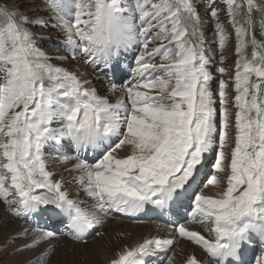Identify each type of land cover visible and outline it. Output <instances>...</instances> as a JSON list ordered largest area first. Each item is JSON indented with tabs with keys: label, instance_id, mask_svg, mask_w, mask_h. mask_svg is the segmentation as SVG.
Listing matches in <instances>:
<instances>
[{
	"label": "snow or ice",
	"instance_id": "snow-or-ice-1",
	"mask_svg": "<svg viewBox=\"0 0 264 264\" xmlns=\"http://www.w3.org/2000/svg\"><path fill=\"white\" fill-rule=\"evenodd\" d=\"M224 2L236 39L234 123L229 81L213 74L232 35L219 9L206 52L195 0H47L55 24L0 4V202L34 225L8 238L4 247L31 236L12 254L58 236L84 242L111 212H154L179 217L175 235L124 246L109 264H147L178 238L215 264H248L255 245L264 264V0ZM29 25L61 30L65 54L45 52ZM70 60L99 69L108 93L123 95L113 101L54 63ZM49 161L71 163L68 177L54 178ZM182 213L208 235L181 223ZM52 251L36 259L46 264Z\"/></svg>",
	"mask_w": 264,
	"mask_h": 264
},
{
	"label": "rangeland",
	"instance_id": "rangeland-1",
	"mask_svg": "<svg viewBox=\"0 0 264 264\" xmlns=\"http://www.w3.org/2000/svg\"><path fill=\"white\" fill-rule=\"evenodd\" d=\"M47 0H0V4L7 5L9 7H19L21 11L29 16L30 18L39 17L49 24H55L56 21L52 20L51 17L55 15L54 12H49L43 10L46 6ZM197 10L201 16L202 21V32L204 39V47L206 52L211 48H214L216 41V32L214 28V24L216 23L215 18L210 15L211 9L214 7L219 9V19L225 24L226 28H228L229 32H232V29L228 23V15H227V5L224 0H195ZM260 2V0H258ZM258 15V14H256ZM32 31L35 33L37 37H41L42 39L38 40V46L41 47L45 52L49 55H63L65 51L63 46L59 43L62 40L63 32L54 27H40V26H32ZM257 39H260L259 30L257 29ZM236 39L235 34L232 32V35L228 41L227 47L223 51V55L227 57L222 63L220 62L219 51L215 54V66L213 68V74L218 79H225L229 81V110L232 113V120L234 123L235 116V107H234V96L235 91L233 87L232 77L235 75V63L237 60V55L235 52ZM155 45H150V47ZM249 55L251 53V48L248 50ZM129 60H131V56H129ZM157 63L160 62V59L157 58ZM54 63H61L62 66L70 68L69 70L76 71L78 74H81L84 78L90 81V86L96 87L97 90L103 95H108L109 98L113 101L115 99L121 97L123 95V87L115 94L108 93L107 89L109 87L108 84H105L102 79L103 73L99 69H93L90 65L84 64L83 61H54ZM70 63V64H69ZM69 65V66H68ZM226 67L229 69L227 74H220L215 71V67ZM87 74V75H86ZM89 74V75H88ZM128 76H125L123 79H116V83L118 85H123L125 81L128 79ZM98 86V87H97ZM216 84L213 83V88L215 89ZM105 89V90H104ZM107 91V92H106ZM217 108L219 112V100L217 99ZM232 137L234 138L235 131L234 128L231 132ZM70 155H75L74 152H70ZM124 151L120 152L121 156L126 155ZM46 155L49 153L46 152ZM90 163L94 162L93 160H89ZM56 166L60 165V163L56 162ZM60 171H64L63 167L60 168ZM75 174V173H73ZM64 175H67L64 173ZM73 190L76 195L78 194L81 199H86L84 193H77L75 191V186H73ZM211 189H206V191H210ZM2 203V202H1ZM5 207V211H7V207L4 203H2ZM6 218L4 221V225L0 226V264H45L42 260H37L36 258L41 255V253L45 252L48 249L49 244L54 245V251L51 252L50 255L46 257V264H109V260L114 258L116 252H118L124 246H131L137 241L142 240L143 238H147L154 235H159L161 237H172L175 235L174 228L175 226L170 223V220L175 218L179 219V217H174L171 213H166L163 215H158L154 212H147L146 214L129 216L121 213L111 212L105 219V222L102 227H97L94 231H92L90 236H87L84 242H75L70 237L67 236H58L55 240L45 241L39 244L38 246L24 250L22 252L12 254L13 249L18 247L20 244L25 241H30L31 236L25 237L20 240H16L13 243H9L6 247H4L5 242L9 237L13 236L16 232L13 230V219L18 221L20 226H24L25 228L33 227L27 219H22L18 217H13L8 212L5 214ZM184 219H181V223H188L189 215L188 213H182ZM145 216V217H142ZM147 217V218H146ZM117 223H125L128 224L124 228H120L114 230L110 233L109 225L117 224ZM198 225V230L204 235H208L206 227ZM137 226H141L142 230H151L150 233H142L138 231L130 232L133 228ZM50 227L55 228L57 225L53 224ZM96 233H99L97 235ZM109 234L105 243L102 246H97V241L99 239L104 238ZM66 239L68 244H75L81 246L80 248H72L67 245V242H64ZM117 242V243H115ZM115 243V245H114ZM186 252L188 256L196 255L201 261L202 264H215L213 259L208 256V254L198 245H195L193 242L188 241L186 238H178L174 246H172L167 252L161 253L160 256L149 257L147 264H166V257H171L173 260V264H180L179 262H184L188 257H184ZM259 248L258 246H253L250 249V253L247 254L245 259L248 264H257V260L259 258ZM204 257V258H203ZM184 258V259H182Z\"/></svg>",
	"mask_w": 264,
	"mask_h": 264
},
{
	"label": "bare ground",
	"instance_id": "bare-ground-1",
	"mask_svg": "<svg viewBox=\"0 0 264 264\" xmlns=\"http://www.w3.org/2000/svg\"><path fill=\"white\" fill-rule=\"evenodd\" d=\"M73 62V61H72ZM70 64V63H69ZM69 66V65H68ZM70 69V68H69ZM87 75V74H86ZM89 75V74H88ZM98 87V86H97ZM105 90V89H104ZM107 92V91H106ZM102 94V93H101ZM107 95V94H106ZM125 153H126V151H124ZM56 162H53V161H49V165H50V167H49V170H51V171H54L55 173H56V176L54 177V178H56V179H59L60 178V176L61 175H63L65 178H67L68 177V173L67 172H64V171H60V168H62L63 167V170H65V168H71V166H72V164L71 163H68V164H65V165H57L56 166ZM64 173H66L67 175H64ZM74 192V190L72 189V195H76L75 193H73ZM7 213V211H5V207H4V205L0 202V220H3V221H5V218H6V214ZM142 214H146V213H141V214H139V215H142ZM142 217H145V216H142ZM147 218V217H146ZM13 230H14V232H19V231H22L25 227L24 226H22L21 225V227H19L20 225L19 224H21V223H19L18 221H15L14 219H13ZM128 224H123V223H117V224H110L109 225V228H110V233L113 231L114 232V230H117V229H122V228H124V227H126ZM188 226L190 227V229L191 230H195V231H197L199 228H198V225L196 224V223H188ZM141 226H137L136 228H133L130 232H134V231H138V232H142V233H150V231L151 230H142L141 228H140ZM107 237H109V234L108 235H106L104 238H101V239H99V241H97V246H102V244L103 243H105V241H106V239H107ZM65 241L64 242H67V240L66 239H64ZM69 242H67V245H69L68 244ZM115 243H117V242H115ZM115 243H114V245H115ZM69 246H71L72 248H80L81 246H79V245H75V244H71V245H69ZM185 253V255H183L185 258L188 256V254L186 253V252H184ZM248 253H250V250L247 252V254ZM247 254H246V256H247ZM204 258V257H203ZM182 259H184V258H182ZM110 261V260H109ZM180 264H184V262L182 261V262H179Z\"/></svg>",
	"mask_w": 264,
	"mask_h": 264
}]
</instances>
